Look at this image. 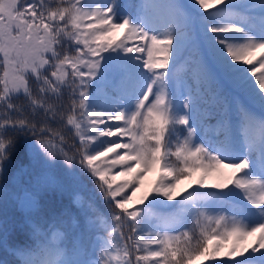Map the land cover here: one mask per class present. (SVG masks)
Here are the masks:
<instances>
[{
  "label": "snow or ice",
  "instance_id": "1",
  "mask_svg": "<svg viewBox=\"0 0 264 264\" xmlns=\"http://www.w3.org/2000/svg\"><path fill=\"white\" fill-rule=\"evenodd\" d=\"M13 168L0 264H264V0H0V200Z\"/></svg>",
  "mask_w": 264,
  "mask_h": 264
},
{
  "label": "rangeland",
  "instance_id": "2",
  "mask_svg": "<svg viewBox=\"0 0 264 264\" xmlns=\"http://www.w3.org/2000/svg\"><path fill=\"white\" fill-rule=\"evenodd\" d=\"M15 176L20 175L21 179L17 184V186L15 187H11L8 189V194H12V197L6 201V204H3V210L0 214V218L1 220H5L8 223V234L6 239L9 242V237H13L16 236L15 234H13V224L17 223L20 219H21V209L18 206V203L21 199L22 193L26 192V190L31 189L32 188V183L28 181V179L26 178V175L24 174V178H23V174H21L19 171L16 173H14ZM57 174L60 178V181L63 185L62 190H58L61 191L63 193V197L66 199V197H68V202L69 204L73 205L72 203V199H73V192H74V183H73V178L72 175L70 173V171L65 172L63 171V165H61V167L59 169H57ZM156 173H149L148 177L145 179L144 185L142 186V192L144 193L145 191L148 190V188L151 186L152 182L156 179ZM201 175V173H195L192 180H182L181 183L178 185L177 187V191H182L184 188H186L189 184H194L195 179L199 178V176ZM215 177H212L208 180V183L211 184L213 182H215ZM191 190V189H189ZM19 198V199H18ZM74 206V205H73ZM250 239L248 238L247 241H245V244H249ZM10 243V242H9ZM4 256V251L3 249H0V258H3ZM196 264H200L199 261L196 262Z\"/></svg>",
  "mask_w": 264,
  "mask_h": 264
},
{
  "label": "trees",
  "instance_id": "3",
  "mask_svg": "<svg viewBox=\"0 0 264 264\" xmlns=\"http://www.w3.org/2000/svg\"><path fill=\"white\" fill-rule=\"evenodd\" d=\"M123 2V0H122ZM27 171H29L27 168L25 169V175L26 178L28 179L29 182L30 178L29 176L26 174ZM17 170L16 168H13L12 173L9 177V182H8V187H7V192L8 189L11 187H15L19 184H17L21 179L20 175L17 174ZM17 174V176H15V174ZM23 178H24V174H23ZM2 183V182H0ZM143 194L142 192V188L137 192L136 196L137 198L139 196H141ZM12 197V194H8L6 199L0 200V214L3 210V204H6L5 202L8 201L10 198ZM41 207L43 210L45 211H50L52 209H56L57 211H63L65 209H71L72 211H76L75 206L69 204L68 202V197H66V199L63 197V193L61 191H47V192H43L41 193ZM1 220V218H0ZM81 221L83 222V218H81ZM16 236L13 237H9V242L10 244L15 243V244H20L22 242H26V234L23 232L20 233H13ZM250 242L249 244L253 243V240L255 239V237H249ZM224 251H227V248L224 249ZM223 254V253H222ZM207 264V262H206Z\"/></svg>",
  "mask_w": 264,
  "mask_h": 264
},
{
  "label": "water",
  "instance_id": "4",
  "mask_svg": "<svg viewBox=\"0 0 264 264\" xmlns=\"http://www.w3.org/2000/svg\"><path fill=\"white\" fill-rule=\"evenodd\" d=\"M25 193H26V192H23V193H22V196H21V197H22V199H23V196L25 195Z\"/></svg>",
  "mask_w": 264,
  "mask_h": 264
},
{
  "label": "bare ground",
  "instance_id": "5",
  "mask_svg": "<svg viewBox=\"0 0 264 264\" xmlns=\"http://www.w3.org/2000/svg\"><path fill=\"white\" fill-rule=\"evenodd\" d=\"M24 197V196H23ZM20 200H22V197H21V199ZM18 206H19V208H20V203H18ZM21 209V208H20Z\"/></svg>",
  "mask_w": 264,
  "mask_h": 264
}]
</instances>
